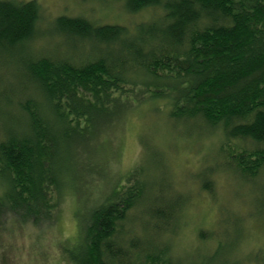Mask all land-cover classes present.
I'll use <instances>...</instances> for the list:
<instances>
[{
  "label": "trees",
  "instance_id": "1",
  "mask_svg": "<svg viewBox=\"0 0 264 264\" xmlns=\"http://www.w3.org/2000/svg\"><path fill=\"white\" fill-rule=\"evenodd\" d=\"M150 7L162 12L134 26L57 15L44 33L58 44L37 52L41 3L0 0V65L14 63V90L0 74V224L54 221L66 193L114 156V133L144 106L181 131L218 133L219 161L196 175L202 189L213 192L217 171L234 173L251 188L250 216L264 223V0H126L131 13ZM143 141L152 162L160 150ZM147 165L110 176L85 202L81 248L66 249L72 264H264V239L241 251L244 217L224 207L218 228L199 230L211 244L202 257L181 261L172 236L187 198L149 192Z\"/></svg>",
  "mask_w": 264,
  "mask_h": 264
},
{
  "label": "rangeland",
  "instance_id": "2",
  "mask_svg": "<svg viewBox=\"0 0 264 264\" xmlns=\"http://www.w3.org/2000/svg\"><path fill=\"white\" fill-rule=\"evenodd\" d=\"M41 3L43 23L39 26L40 38L32 43V48L39 52L54 49L58 44L48 33L49 20L60 14L84 15L97 23H119L134 26L156 16L162 10L156 7L145 8L138 12H128L126 0H38ZM51 18V19H50ZM61 36L58 34L57 38ZM57 39V40H58ZM52 40V41H51ZM76 50H70L75 52ZM11 90H14V63L6 68L0 65ZM2 103L4 104L3 100ZM144 106L130 114L125 123L117 128L114 139L108 150L114 152L107 163L98 170L87 173L80 192L69 191L61 202L54 221L37 225L1 219L0 224V264H72L66 255H76L81 248V241L76 234L81 216L86 211L89 199L111 186L109 177L116 180L139 164H150L149 172L153 174L151 188H166L165 193L173 192L186 196L184 210L181 213V226L176 230L173 243L174 253L180 260L189 263L201 256L202 248L209 240L199 239L200 229L218 228L222 208H226L234 216L244 217L245 236L240 250H249L264 239V223L252 215V195L249 184H245L232 172L219 170L213 175L214 190L202 189V177L196 176L201 168L209 166L218 159L217 149L220 147L221 136L217 133L188 132L184 125L183 131L174 126L173 120L162 115L161 111H150ZM14 114V111H11ZM146 140L150 150L156 148L160 154H151L152 162H148ZM153 151V149H152ZM151 151V152H152ZM160 156L161 159L158 157ZM101 158L96 155L94 159ZM158 159V161H157ZM146 161V162H145ZM148 166V165H147ZM107 181V182H105ZM109 180V181H108ZM264 180V176L261 181ZM107 183L109 187H107ZM99 188V189H98ZM104 188V189H105ZM254 188V187H253ZM173 197V195H172ZM86 200V201H85ZM89 200V201H90ZM219 225V224H218ZM235 227H231V231ZM235 237L234 233L228 236ZM63 248L65 251L63 252ZM65 253V254H64ZM247 252V254H249ZM68 255V254H67ZM69 256V255H68ZM248 264V263H245Z\"/></svg>",
  "mask_w": 264,
  "mask_h": 264
}]
</instances>
